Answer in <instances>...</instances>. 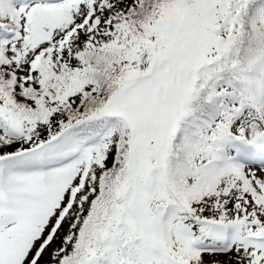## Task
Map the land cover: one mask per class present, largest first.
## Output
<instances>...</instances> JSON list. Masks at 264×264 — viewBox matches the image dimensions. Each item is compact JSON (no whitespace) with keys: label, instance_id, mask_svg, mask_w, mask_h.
I'll use <instances>...</instances> for the list:
<instances>
[{"label":"snow or ice","instance_id":"6c2138e0","mask_svg":"<svg viewBox=\"0 0 264 264\" xmlns=\"http://www.w3.org/2000/svg\"><path fill=\"white\" fill-rule=\"evenodd\" d=\"M0 264H264V0H0Z\"/></svg>","mask_w":264,"mask_h":264}]
</instances>
